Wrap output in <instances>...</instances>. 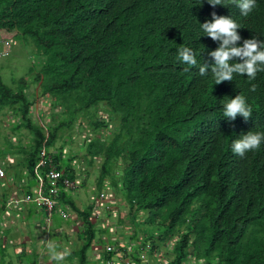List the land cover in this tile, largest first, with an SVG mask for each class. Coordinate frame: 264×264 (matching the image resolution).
Returning <instances> with one entry per match:
<instances>
[{"label": "trees", "instance_id": "obj_1", "mask_svg": "<svg viewBox=\"0 0 264 264\" xmlns=\"http://www.w3.org/2000/svg\"><path fill=\"white\" fill-rule=\"evenodd\" d=\"M213 13L240 25L237 46L253 37L264 41V0L247 16L233 0L215 7L207 0H0V36L30 43L40 63L37 71L30 68L29 98L22 78L9 86L0 74V113L10 109L17 120L12 131L29 135L26 147L5 140L3 154L21 155L19 172L7 164L6 175L20 181L26 173L33 184L41 175L46 188L51 166L77 183L75 157L55 146L61 133L73 136L74 121L84 114L94 137L84 140L83 158L89 167L101 162L98 195L111 189L122 200L134 241L140 222V248L148 245L155 256L165 244L166 264H264V145L244 157L231 151L239 136L264 131V72L253 81L234 74L233 81L214 84L209 54L220 42L202 36L199 26ZM185 46L196 53V65L177 59ZM239 94L251 107L247 121L223 117V103ZM39 100L62 118L38 125L30 109ZM95 111L100 118L91 121ZM109 120L114 126L106 136ZM22 192L32 197L29 187ZM67 194L59 187L58 202L81 222L84 256L100 242L88 221L92 205L78 210Z\"/></svg>", "mask_w": 264, "mask_h": 264}, {"label": "crops", "instance_id": "obj_2", "mask_svg": "<svg viewBox=\"0 0 264 264\" xmlns=\"http://www.w3.org/2000/svg\"><path fill=\"white\" fill-rule=\"evenodd\" d=\"M51 153L54 154L55 152L51 150ZM73 170L75 171V167ZM23 175L25 176L26 173ZM27 178L29 177L25 178L24 185L19 187L17 191H13V186L0 183L2 194L10 187L6 192L5 199H0V210L2 211L0 216V244L1 250H3V252L0 251V264H103L108 259L105 253L106 246L112 247L115 251H120L122 259L115 258L116 264H123L126 260L132 264H142L137 260V256L135 259L131 256L132 251L136 252L135 246L139 242L130 243L129 241H133L131 237H123L116 233V228H113L116 218L113 225H111L113 217H107V215L98 222L93 221L91 216L88 218L90 225L99 231L97 239L100 242L94 243L83 256L82 253L80 254L82 246L77 235L78 230L81 229V222L75 218L76 212L68 206L67 208L71 210L69 221L63 222L55 214L47 226L44 223V213L37 210L32 204H23L19 208L12 207L10 201L14 198L22 199L24 195L22 190L25 191L28 187L29 195L32 197L41 198L45 196L42 190L44 177L37 175V181L34 184L31 183L30 178ZM77 183L80 185L79 181ZM76 193L67 194L75 207L76 203L73 197H76ZM106 194L110 200L113 199L111 194L108 192ZM94 199L96 198L89 200L92 211ZM1 205H3L2 209ZM109 228L112 230L109 231ZM127 240H129V244ZM103 243L105 244L102 247ZM8 252H12L15 261L9 258ZM74 254L76 255L73 256ZM82 258L84 261H81ZM147 264L160 263L156 261L155 256L150 255L147 258Z\"/></svg>", "mask_w": 264, "mask_h": 264}, {"label": "rangeland", "instance_id": "obj_3", "mask_svg": "<svg viewBox=\"0 0 264 264\" xmlns=\"http://www.w3.org/2000/svg\"><path fill=\"white\" fill-rule=\"evenodd\" d=\"M1 41L7 42V47H2V50H5V52L8 53L6 58L0 59V74L2 78V82L5 85L11 84L12 79H23L27 86V90L24 92L25 96L29 98V95L34 94L33 88L31 86L32 84V75H29L30 68H34L35 71H37L40 68L39 60L35 56V48L30 45V43H24L22 40H14V34L7 35L2 34ZM14 40V41H13ZM6 48V49H5ZM42 61V60H41ZM59 113H61L60 109H57ZM53 115V116H52ZM57 117V119H60V115L58 113H54V108H49V103H43L42 101H37L35 105L30 109V117L38 124L42 125L44 122L48 126L52 125L49 121L52 119V117ZM103 117L102 120L107 121V116L101 114ZM100 118V112L95 111L94 116L91 115L90 120L95 121L97 118ZM40 119V120H39ZM88 119V118H87ZM17 120L13 116V113L10 111V109L4 110L0 113V183L7 184L9 186H13V191H17L18 188L22 187L23 181H25L26 176L23 174L21 175V179L18 180H12L6 175L5 168L7 167V164H10L13 169L16 167V171L19 172L20 169L17 167V163L19 161V156L21 155L17 151H14L13 153L3 154L2 148L4 147V142L7 139L8 141H11V145H15L17 148L24 146L26 147L27 143H29V135L27 134V131H19L15 132L12 131L13 127L15 125L13 123H16ZM115 122V121H114ZM73 136H68V133H65L63 136V133H61V139H57L56 148L59 146H65L66 152L69 154H73L75 158L72 159L71 166H75L76 171V180L79 181L80 185L77 189L76 197H73L76 207L84 209L86 206H89V200L92 198H96L99 194V190L97 188V177L99 174V167H100V160H95L93 164L89 167L87 166L86 161L84 160L83 156L85 154L84 150V140L86 138L92 139L94 137V133L91 131V128L88 127L86 116L84 114H80L73 124ZM109 131L106 133L107 135L111 134V131L113 130L114 123L112 120L108 122ZM102 130V129H100ZM102 132V131H101ZM99 136H101L99 134ZM54 148V150L56 149ZM6 153V152H5ZM16 156V157H15ZM13 157V159L11 158ZM117 176H119V172L116 173ZM115 177V176H114ZM117 178V177H115ZM19 182V183H18ZM22 183V184H20ZM10 187L8 188V190ZM7 190V191H8ZM109 194L112 195V198L114 200L111 201L112 209L117 213L116 221L121 219L120 224L115 223V226L113 228H116V233L118 235H122L123 237L128 236L131 237V231L130 228L126 225V216L127 213L125 212V206L121 203L122 200L119 199L117 195L114 194V192L111 191V189L108 191ZM0 194H2L0 192ZM106 196V192L103 193ZM78 195V196H77ZM120 207V208H119ZM119 216H122L118 218ZM108 217V216H107ZM115 218V217H114ZM118 219V220H117ZM114 224V220L111 223V225ZM136 226L139 227L140 234L137 235V239L134 241H129L130 243L133 242H139V244L142 241V238H144V235H142V232L144 231L142 227H140V222H136ZM127 228V229H126ZM112 230L109 228V231ZM128 242V244H129ZM105 243L102 244V247ZM137 244V245H139ZM163 248H161V255L156 257V261L159 262L161 259L163 261V264H166V258H165V244H161ZM166 249H170V243L166 245ZM9 258L12 261H15V258L12 255V252L7 253ZM132 258H136L137 253L132 251L131 253ZM150 257L148 254L147 258ZM153 262V261H152ZM187 262L186 264H188ZM147 264V261H146Z\"/></svg>", "mask_w": 264, "mask_h": 264}, {"label": "clouds", "instance_id": "obj_4", "mask_svg": "<svg viewBox=\"0 0 264 264\" xmlns=\"http://www.w3.org/2000/svg\"><path fill=\"white\" fill-rule=\"evenodd\" d=\"M207 2L213 7L217 5H222V0H207ZM233 3L236 5V7L239 8L241 15L247 16L255 7L256 0H233ZM199 26L202 33H204V35L202 36H207L210 37L212 41L220 42L219 47L209 54L214 60V64L211 68L213 79L215 81L214 84H219L224 81H233L234 74L240 76L242 74L246 75L248 81H253L255 80L257 73L264 72V41H258L255 37H253L252 39L245 40L242 46H237V42L241 40V37L237 34V29L241 27L235 20L227 17H217L215 13H213L211 22L206 21L203 24H199ZM0 43L3 44V46L5 47L8 46L7 42L5 43L4 41L2 42L0 40ZM177 52V59L180 63L189 66L197 64L196 53L192 48L187 46L180 47L177 49ZM1 57L2 56H0V59H2ZM233 58H239L242 62L234 63ZM199 70L201 73H203L205 71V66H201ZM250 90L255 91L254 84L251 86ZM222 112L223 117L229 118L230 120H235L237 115H239L240 117L244 118L245 121H247L251 116V107L248 105L246 98L243 95L239 94L235 96L234 99L228 98L226 102L223 103ZM239 137V139L232 141L231 151L240 157H244L246 153L250 151L254 152L260 149L262 145H264V131H249L247 134H243ZM78 187L79 184L77 183V189ZM77 189L74 193L77 192ZM68 193L74 194L70 192ZM58 196L56 199L57 202ZM112 200L113 199H111V201ZM59 204L62 205L61 203ZM65 207L67 208V206ZM67 209L70 213L71 210L69 208ZM114 212L115 211L112 209L107 214V216L113 217V220H115ZM53 215H55V213L51 215V218ZM101 219H97L96 222L100 221ZM47 225L48 224H46V226ZM172 243L173 241L170 242V249L172 248ZM138 246L140 247L141 243ZM148 254L151 255L150 248L149 251H147V253L144 255L143 260H140V252L137 253V260L142 264L145 263L147 261ZM106 255L108 259L113 257V254L108 255L106 253ZM159 255H161L160 252L156 253L155 257ZM159 263L163 264L162 259L159 261Z\"/></svg>", "mask_w": 264, "mask_h": 264}, {"label": "built area", "instance_id": "obj_5", "mask_svg": "<svg viewBox=\"0 0 264 264\" xmlns=\"http://www.w3.org/2000/svg\"><path fill=\"white\" fill-rule=\"evenodd\" d=\"M39 167H44V162L41 161L39 163ZM45 180L47 187H43V192L45 194L44 197H29L26 196L22 199H12L11 205L14 208H19L22 204H28L30 202H33L39 211H42L44 213V220L46 224L50 223L51 215L53 213L57 214L59 218L63 221H69L70 220V213L68 209L65 206L60 205L57 202V196L59 194V187H61L64 191L74 193L77 189V183L70 182L68 179L64 178L62 174L57 171L54 167L49 166L48 171L45 175ZM93 212L91 215V218L93 221H97V219L100 218L101 213L103 212H110L112 210L111 208V200L108 196H105L103 193L100 194L97 198V200L94 201L93 206ZM141 247V246H140ZM138 245L135 246L140 252V260L144 259V255L149 251V246L145 245L143 248H140ZM105 252L108 255L113 254V257L104 261L103 264H116L115 258L119 257V260L122 259L120 257V252L115 251L111 247H106ZM116 252V254H115ZM123 264H131L129 261H125Z\"/></svg>", "mask_w": 264, "mask_h": 264}]
</instances>
